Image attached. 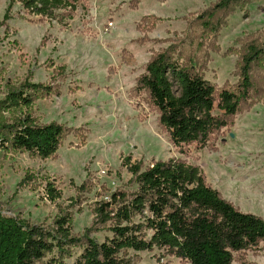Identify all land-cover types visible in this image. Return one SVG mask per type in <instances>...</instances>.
<instances>
[{
  "label": "rangeland",
  "instance_id": "374dc122",
  "mask_svg": "<svg viewBox=\"0 0 264 264\" xmlns=\"http://www.w3.org/2000/svg\"><path fill=\"white\" fill-rule=\"evenodd\" d=\"M219 1L80 0L71 19L60 10L55 18L31 15L15 2L11 19L0 27L1 85L55 80L59 93L37 100L34 116L78 131L68 133L49 159L0 152L2 214L51 227L64 211L70 212L73 234L83 235L93 221V204L130 187L131 174L122 165L130 156L131 162L144 165L183 158L200 168L222 198L264 219V99L236 117L215 142L216 149L191 147L184 157L162 133L144 96L132 93L151 55L167 48L198 54L205 78L217 86L237 81L232 51L240 48L239 39L264 32V0L214 12L218 26L211 34L196 23ZM8 3L0 0V21ZM61 66L62 80L53 74ZM26 174L54 181L61 199L49 202L44 182L23 183ZM105 236L90 234L98 242ZM129 257L133 264H184L158 250L130 251ZM239 259L264 264V250L246 251Z\"/></svg>",
  "mask_w": 264,
  "mask_h": 264
},
{
  "label": "trees",
  "instance_id": "16d2710c",
  "mask_svg": "<svg viewBox=\"0 0 264 264\" xmlns=\"http://www.w3.org/2000/svg\"><path fill=\"white\" fill-rule=\"evenodd\" d=\"M79 1L9 0L0 27L11 19L15 2L31 15L55 18L60 10L62 17L71 19ZM243 2L220 0L213 11L201 13L196 24L212 34L218 26L214 12ZM237 42L233 84L211 83L198 54L171 48L152 54L136 79L132 93L144 96L162 133L184 157L191 147L216 149L215 142L236 117L264 99V32ZM53 70L58 79L65 78L63 66ZM2 75L0 68V152H25L41 160L54 157L68 133L78 131L57 122L41 123L34 116L37 100L59 93L55 80L46 84L25 79L2 86ZM122 165L131 174L130 187L93 204V221L83 235L73 234L70 212L44 227L6 217L0 210V264H133L130 251L154 250L184 264H251L239 258L249 250H264V219L222 198L198 166L174 157L144 165L131 162L130 156ZM38 180L44 182L49 202L61 199L49 178L26 174L22 182ZM99 232L106 234L102 242L90 237Z\"/></svg>",
  "mask_w": 264,
  "mask_h": 264
},
{
  "label": "water",
  "instance_id": "95a60500",
  "mask_svg": "<svg viewBox=\"0 0 264 264\" xmlns=\"http://www.w3.org/2000/svg\"><path fill=\"white\" fill-rule=\"evenodd\" d=\"M233 136L232 134L230 135V137Z\"/></svg>",
  "mask_w": 264,
  "mask_h": 264
}]
</instances>
